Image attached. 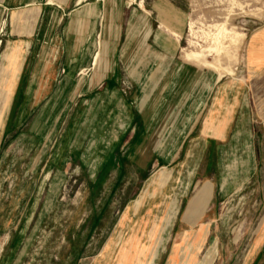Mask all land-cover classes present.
Here are the masks:
<instances>
[{"label": "rangeland", "instance_id": "rangeland-1", "mask_svg": "<svg viewBox=\"0 0 264 264\" xmlns=\"http://www.w3.org/2000/svg\"><path fill=\"white\" fill-rule=\"evenodd\" d=\"M122 1L126 12L141 3L139 8L145 9L153 22L157 21L155 29L159 20V28L171 33L170 48L176 52L175 60L205 72L218 73L213 68L187 62L184 55L186 51L212 46L210 35L215 32L212 26L226 22L229 30L235 28L247 36L264 25V17L258 19L248 13L256 8L264 10V0ZM175 14L184 20L182 34L169 27L170 22L176 21ZM6 19L4 16L0 20V55L9 39ZM91 39L98 51L101 40L96 34ZM205 55V61L215 60L214 53ZM238 55L234 75L242 79L243 45ZM222 63L225 65L224 60ZM92 74L91 67L74 74L76 98L70 105L61 102L38 107L21 125L16 122L18 105L8 110L0 131V264H115L120 261L116 257L119 247L133 232L145 238L138 225L149 228L155 220L153 216L146 219L138 216L132 221L127 212L141 209L153 210L155 214L159 203L161 216L152 236L156 241L162 238L164 250L156 264H169L173 248L185 245L183 235L188 233L191 239L197 230L205 227L200 225L196 230L188 225L194 226L202 217L193 220L186 216V211L183 217L189 194L180 193L179 186L172 183L163 187L155 184L162 171L171 172L162 169L159 163L158 157L163 154L129 152L133 138L130 131L125 135L119 133L121 122L116 120L122 98L130 97L133 90L126 78L117 90L110 89L111 98L97 110L95 120L83 121L86 106L83 105L71 121L82 98L79 89ZM189 76L195 81L199 73ZM228 76L231 75L224 74ZM65 77L66 72L61 70L59 84H63ZM101 90L96 88L94 92ZM210 172L208 169L204 174L209 176ZM154 192L160 197L152 198ZM176 197L177 206H170ZM214 204L202 220L210 227L198 255L199 264L212 256L210 264H264V248L260 247L261 238L264 240L261 231L264 230V162L252 185ZM167 210L173 213L177 210V214L170 221L171 228L162 234ZM146 252L141 264L149 259Z\"/></svg>", "mask_w": 264, "mask_h": 264}, {"label": "crops", "instance_id": "crops-1", "mask_svg": "<svg viewBox=\"0 0 264 264\" xmlns=\"http://www.w3.org/2000/svg\"><path fill=\"white\" fill-rule=\"evenodd\" d=\"M125 9L122 0H0V20L7 17L9 35L3 53L11 47L21 55L9 111L18 105L16 122L21 125L38 107L72 104L74 74L91 67L93 74L79 89L82 98L71 121L83 105V121H92L111 98L110 89L117 90L126 78L133 90L122 98L116 120L121 122L119 133L130 131L133 138L129 152L163 154L158 160L171 171L167 183L190 196L183 217L185 211L190 218L195 213V220L202 217L188 225L196 230L208 225L209 232V223L202 220L214 202L247 189L263 168L264 25L244 40L243 78L223 76L214 83L215 72L175 60L172 35L159 28V20L155 29L157 21L139 4ZM175 16L169 27L182 34L184 20ZM94 34L101 40L98 51L92 45ZM61 70L66 72L63 84ZM194 72L199 73L195 81L189 76ZM96 88L102 90L94 92ZM208 169L209 176L204 174ZM167 211L162 234L177 214ZM126 215L133 221L153 212L139 209ZM152 239L145 264H156L164 250L161 237Z\"/></svg>", "mask_w": 264, "mask_h": 264}, {"label": "bare ground", "instance_id": "bare-ground-1", "mask_svg": "<svg viewBox=\"0 0 264 264\" xmlns=\"http://www.w3.org/2000/svg\"><path fill=\"white\" fill-rule=\"evenodd\" d=\"M131 4L132 2L130 3V5ZM139 6L142 7L141 3ZM248 13L258 19H262L264 17V10L260 8L249 10ZM212 28L215 30V32L212 35H210L212 38V46L206 49H203L201 47L200 51H194V50L186 51L184 58L187 62H195L198 65L213 68L216 72H218L216 73L217 75H214L213 78V82L215 83L216 81H219L224 76V74L231 75L233 77L235 71L234 65L238 63L239 60L238 53L246 38V34L244 32H240L236 30L235 28L229 30L226 27V22L222 24L214 25L212 26ZM191 32H192V25H191ZM206 52H212L215 54V60L213 62L205 61ZM96 55L97 56L94 63L95 66L97 65V61L100 54L98 53ZM20 56L21 55L19 49L13 48L7 50L0 57V131L3 129L5 117L8 114V110L10 107L13 88L15 85L17 72L19 70L20 62H21ZM223 60L225 65H223L222 63ZM169 179H170V173H165L164 171H162L159 174L155 184H158L157 186L163 187L169 181ZM206 187H208V185ZM155 196H156L155 192L151 194L152 198H155ZM142 199L143 198H141V200L138 201L137 208L141 205ZM156 205L157 207H155L156 209L155 214H153L155 220L152 221L153 223L149 226V228H146L148 226L144 227L143 225H138V227L140 226L138 231L141 232V234L142 232H144L146 234L145 238L142 235L138 234V232L137 233L133 232V234H131L122 245L120 244L121 246L119 247L116 255V257H118L120 261H117L115 264H127V259H130L129 260L130 264H140L141 259L147 250V246L150 243L152 234L154 233L156 226L158 225L159 216H161L160 211H162L161 209L162 204L160 205L156 204ZM169 205L173 207L177 206V197L174 200H172ZM192 215L193 216L191 219L195 220L196 214L193 213ZM207 235H208V226H205L197 230V232L194 233L191 239H188L189 238L188 233L184 234L183 242L185 243V245L180 249L178 247L173 248L174 250L171 253L169 264H199V262L197 261L198 255L203 247V243ZM212 259L213 256L211 258L206 257L204 259V263L202 264H210ZM109 264H113V263H109Z\"/></svg>", "mask_w": 264, "mask_h": 264}]
</instances>
